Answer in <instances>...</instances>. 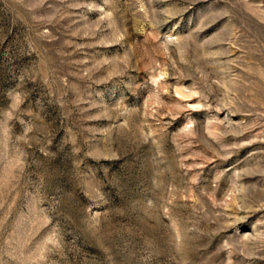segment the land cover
I'll return each mask as SVG.
<instances>
[{
  "label": "rangeland",
  "instance_id": "obj_1",
  "mask_svg": "<svg viewBox=\"0 0 264 264\" xmlns=\"http://www.w3.org/2000/svg\"><path fill=\"white\" fill-rule=\"evenodd\" d=\"M0 264H264V0H0Z\"/></svg>",
  "mask_w": 264,
  "mask_h": 264
}]
</instances>
